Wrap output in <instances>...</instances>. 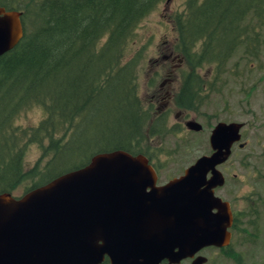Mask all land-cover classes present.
<instances>
[{
    "label": "trees",
    "instance_id": "1",
    "mask_svg": "<svg viewBox=\"0 0 264 264\" xmlns=\"http://www.w3.org/2000/svg\"><path fill=\"white\" fill-rule=\"evenodd\" d=\"M161 1L24 0L19 5L16 0H0V6L21 12L23 28L18 43L0 55V192H10L24 176L40 173L41 182L30 188L39 186L81 167L92 153L141 151L150 109H143L134 93L144 46L132 49V42L138 23ZM169 17L175 32L171 50L185 64L174 97L181 109L198 111L209 92H219L227 62L236 53L245 64L264 52V0H184L182 9ZM100 96L115 101L116 125L99 136L111 146L77 155L73 165L48 174L60 154L80 144L78 129ZM36 104L44 117L19 133L36 143L47 138V145H40L48 159L41 169L36 163L28 173L21 170L24 148L12 150L17 144L12 120ZM164 122V115L155 117L148 135L161 136ZM254 220L248 223L255 226ZM255 230L246 234L248 240L255 238Z\"/></svg>",
    "mask_w": 264,
    "mask_h": 264
},
{
    "label": "water",
    "instance_id": "2",
    "mask_svg": "<svg viewBox=\"0 0 264 264\" xmlns=\"http://www.w3.org/2000/svg\"><path fill=\"white\" fill-rule=\"evenodd\" d=\"M20 14L0 6V55L23 35ZM184 125L193 131L201 128L195 120H186ZM241 126L237 121L216 122L207 139L210 152L199 155L179 177L156 188L161 195L169 193L162 207H170L171 221H158L151 233L141 220L140 201L145 203L153 192L144 191L146 183L141 177L153 176V171L141 153L122 149L96 152L81 167L20 196L0 192V264H86L99 261L103 252L111 264H136L135 240L147 234L160 243L159 249L173 243L182 256L204 245H226L231 212L228 203L213 194V188L224 183L217 166L228 159ZM130 204L138 211L127 215L122 210ZM212 208L216 211L211 212ZM113 251L123 255L122 259L114 257Z\"/></svg>",
    "mask_w": 264,
    "mask_h": 264
},
{
    "label": "rangeland",
    "instance_id": "3",
    "mask_svg": "<svg viewBox=\"0 0 264 264\" xmlns=\"http://www.w3.org/2000/svg\"><path fill=\"white\" fill-rule=\"evenodd\" d=\"M183 1L162 0L134 30L132 49L144 46V57L137 63L134 93L141 107L150 109L146 126L141 133L139 152L149 154L156 166L163 168L162 175L179 173L199 155L209 153L207 137L216 122H241L240 138L235 143L242 145H232L228 159L217 166L225 181L224 187L216 193L231 201L237 219L242 222H239V232L233 233L230 241L233 258L221 257L222 260H218L216 264H264V52L259 58H248L249 61L245 64L244 58H238L239 53L230 58L226 65L228 70L221 77L219 92H209L207 100L200 105L198 111L176 106L174 97L185 64L171 50L175 32L169 16L182 9ZM16 2L22 5L24 0ZM162 96L163 99L160 98ZM114 103L113 99L109 100L104 96L97 98L88 119L78 129L82 132L80 144L60 154L52 162L48 174L73 165L77 155L86 156L95 149L111 146L110 142H100L99 136L104 128L108 130L116 125ZM1 114L0 109V116ZM44 115L43 109L36 104L23 109L12 120V128L16 130L14 140L17 142L12 150L15 152L24 148L22 172L29 173L36 163V168H40L48 159L47 153H42V146L47 145V138L36 143L21 136V130L28 131ZM162 115L165 116L163 134L148 135L149 124L156 116ZM186 120H195L201 128L197 131L187 129L184 125ZM17 134L22 138L19 139ZM92 154H89L88 159ZM39 174L24 176L10 193L20 196L30 186L41 182ZM252 218L255 219V226L248 223ZM253 227L256 228L257 235L250 241L246 234ZM207 255H210L211 261L220 257L211 250Z\"/></svg>",
    "mask_w": 264,
    "mask_h": 264
},
{
    "label": "flooded vegetation",
    "instance_id": "4",
    "mask_svg": "<svg viewBox=\"0 0 264 264\" xmlns=\"http://www.w3.org/2000/svg\"><path fill=\"white\" fill-rule=\"evenodd\" d=\"M160 85H161V83H160ZM164 95L166 96V94H164ZM163 97L164 96H162L160 98L163 99ZM160 113H162V112H160ZM160 113H158V114H160ZM156 118H159V116L158 117L156 116ZM207 139H208V137H207ZM234 144L238 145L239 143H233L232 145H234ZM209 152H210V150H209ZM137 153H141L146 158L147 163L150 165V167L153 171V176H152V180L150 182V185L145 187L144 191L149 192L151 189H153V191L158 192V194L157 193L149 194L150 195L149 199L145 198L146 195H142V200L144 198L146 199V200H144L145 203H142L140 201V203H141V205H140L141 206V211H140L141 220L145 222L147 230H149V232L151 233V230H155L157 228L156 223L158 221H164V222L167 221V222H169L168 224H170V221H171L170 220V217H171L170 216L171 215L170 207L169 206L162 207L163 199H168L169 193H164L163 195H161V193H159V191H157L156 188L165 185L172 178L179 177L183 173L185 168H183V170H181V172H179V173H173L171 175H162L161 170H163V168L156 166L155 162L151 159V156L149 154L142 153V152H137ZM153 156H154V158H157L155 155H153ZM208 176H209V174L206 175V177H208ZM224 181H225V178H224ZM223 187H224V183L221 186H215L213 188V194L215 196H218L221 200L226 201L228 203V206H229V209L231 212V223H230V226L226 228V230L230 233V236H229L228 243L226 245L221 246V247H216L213 245H204V246L200 247L199 249H197L196 251H194L191 255L182 256V255H180V252H178L179 251L178 247L175 246L173 243L172 244L168 243L166 247L159 249L158 245L160 243L149 239V235L147 234V236H144V237L142 236L140 238L137 237L139 239L135 240V243H134V247H135L134 253L135 254H134V256L136 257V259L138 261L136 264H193V263L194 264H216V262L218 260H222L221 257L233 258V253H230L231 252L230 250H232V248H230V245H231L230 241L232 239L233 233L235 234L237 232V229H236L237 225L239 228V222H242V221H241V219H237V213H235L233 211L232 206H231V204H232L231 201L229 202L225 197L216 193V192L221 191V189ZM159 202H160V204H159ZM215 211H216V209H214V208L211 209V212H215ZM238 217H239V214H238ZM147 219H149V220L151 219V220H153V222L148 223ZM157 232L158 231H156L153 234H156ZM131 242H133V241H131ZM131 242L129 244L130 246H131ZM98 243L101 244V240H98ZM126 247H127V242L125 241L124 248H126ZM210 250L213 251L214 253H216L218 257L219 256L220 257L217 258L215 261H211L210 255H207L208 252H210ZM111 253L113 254L114 257H116V255H117V257L122 259L121 257L123 255H118V253L115 251H113ZM199 257L203 258V259H200ZM86 264H111V262H110L109 256L103 252L101 254L99 261L92 262V263H86Z\"/></svg>",
    "mask_w": 264,
    "mask_h": 264
},
{
    "label": "bare ground",
    "instance_id": "5",
    "mask_svg": "<svg viewBox=\"0 0 264 264\" xmlns=\"http://www.w3.org/2000/svg\"><path fill=\"white\" fill-rule=\"evenodd\" d=\"M21 15V14H20ZM142 179H144V181H145V187H147L149 184H150V181H151V179H152V175H143L142 177H141ZM138 192V191H137ZM152 193H157L158 194V192H155V191H153ZM159 193H160V191H159ZM141 195V194H140ZM139 195V196H140ZM138 196V195H137ZM135 197V196H134ZM138 200H139V197H138ZM138 202V201H137ZM138 207L137 206H135V205H132V204H130V205H125L124 207H123V212H125V213H127V215H129L130 213H133V212H137L138 210ZM147 221H148V223H151V222H153V220H149V219H147Z\"/></svg>",
    "mask_w": 264,
    "mask_h": 264
}]
</instances>
